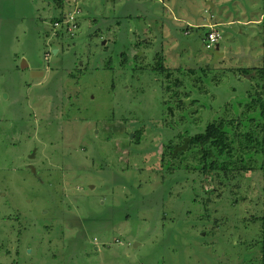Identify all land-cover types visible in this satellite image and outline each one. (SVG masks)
Returning <instances> with one entry per match:
<instances>
[{
  "label": "rangeland",
  "instance_id": "374dc122",
  "mask_svg": "<svg viewBox=\"0 0 264 264\" xmlns=\"http://www.w3.org/2000/svg\"><path fill=\"white\" fill-rule=\"evenodd\" d=\"M73 10V36L54 38ZM175 82L187 108L171 117ZM254 93L264 107V0H0V264H264L247 220L264 148L221 183L161 162L220 118L260 122L264 139Z\"/></svg>",
  "mask_w": 264,
  "mask_h": 264
},
{
  "label": "trees",
  "instance_id": "16d2710c",
  "mask_svg": "<svg viewBox=\"0 0 264 264\" xmlns=\"http://www.w3.org/2000/svg\"><path fill=\"white\" fill-rule=\"evenodd\" d=\"M58 8L63 9V4L58 1ZM61 13L54 20H61L63 17ZM155 70L159 71L164 76V79H169L172 71L167 72L161 65V59L154 65ZM250 70L254 69H241L243 76L250 75ZM166 72V73H165ZM260 74V73H259ZM178 83H173L172 86L166 84L165 93H167V99L163 100V104L170 103V99L174 100L173 107L165 106L164 110L169 116L173 117L174 112H182L186 106L185 99L188 98L187 93H183V97H180V93L176 89ZM172 90V91H171ZM250 101L246 103L244 110L247 113L259 111L260 116L264 114V107L260 94L254 93L251 96L248 94ZM165 122V121H164ZM263 124L260 122L254 123L252 119L239 118V119H217L209 122L202 132L194 135H189L188 132H184L178 135L179 143L182 145L183 138H189V142L184 151H179L176 155H172V149L169 142L163 145L161 153L162 167L168 172H171L177 162L180 165L182 161L192 160L193 165H183L184 170L191 172L195 169L198 172L199 177L210 176L216 183H221L226 180H234L236 175L241 172L251 170L250 157L258 152H261L264 148L263 139ZM166 160L163 162V160ZM179 159L178 161H176ZM230 184V183H227ZM238 201L237 198L234 199ZM203 205H207L205 199L202 201ZM251 223H259V236L260 242L264 243V201L262 203V209L259 215H249L248 217Z\"/></svg>",
  "mask_w": 264,
  "mask_h": 264
},
{
  "label": "built area",
  "instance_id": "2783aa9c",
  "mask_svg": "<svg viewBox=\"0 0 264 264\" xmlns=\"http://www.w3.org/2000/svg\"><path fill=\"white\" fill-rule=\"evenodd\" d=\"M80 10H73L65 14L61 20L52 23V30L55 32L54 37L60 35L73 36L78 28V15ZM57 29V30H56ZM220 39V32L214 25L207 27L205 33V48L211 49Z\"/></svg>",
  "mask_w": 264,
  "mask_h": 264
},
{
  "label": "water",
  "instance_id": "95a60500",
  "mask_svg": "<svg viewBox=\"0 0 264 264\" xmlns=\"http://www.w3.org/2000/svg\"><path fill=\"white\" fill-rule=\"evenodd\" d=\"M55 52V50H53V53ZM189 142V138L185 137L183 138V143L181 146L179 147H176L174 150H173V155L176 154L177 152L179 151H184L187 147V144Z\"/></svg>",
  "mask_w": 264,
  "mask_h": 264
},
{
  "label": "crops",
  "instance_id": "0c3cea01",
  "mask_svg": "<svg viewBox=\"0 0 264 264\" xmlns=\"http://www.w3.org/2000/svg\"><path fill=\"white\" fill-rule=\"evenodd\" d=\"M59 16V15H58ZM58 16H56V17H58ZM56 17H53V19H55ZM55 21H58V20H54V22ZM210 25H214L216 28L218 27V23H216V22H211V23H209V25H207V26H205V24H203V26L205 27V28H207L208 26H210ZM51 26H52V23H51ZM61 37L62 36H64V35H60ZM60 36H58V37H54V38H59ZM54 53H57V50H55V52Z\"/></svg>",
  "mask_w": 264,
  "mask_h": 264
}]
</instances>
